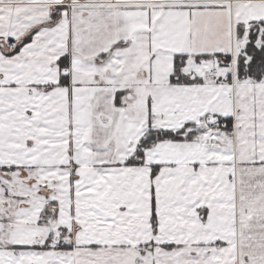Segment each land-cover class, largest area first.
<instances>
[{
    "label": "snow or ice",
    "instance_id": "snow-or-ice-1",
    "mask_svg": "<svg viewBox=\"0 0 264 264\" xmlns=\"http://www.w3.org/2000/svg\"><path fill=\"white\" fill-rule=\"evenodd\" d=\"M0 264H264V0H0Z\"/></svg>",
    "mask_w": 264,
    "mask_h": 264
}]
</instances>
